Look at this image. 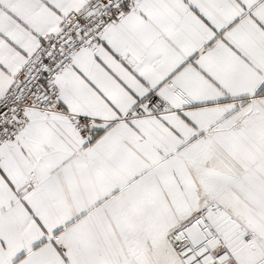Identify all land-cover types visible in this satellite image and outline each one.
<instances>
[{"label": "snow or ice", "instance_id": "6c2138e0", "mask_svg": "<svg viewBox=\"0 0 264 264\" xmlns=\"http://www.w3.org/2000/svg\"><path fill=\"white\" fill-rule=\"evenodd\" d=\"M0 264H264V0H0Z\"/></svg>", "mask_w": 264, "mask_h": 264}]
</instances>
